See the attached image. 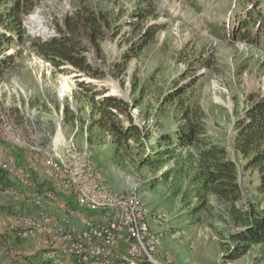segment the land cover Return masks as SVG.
Masks as SVG:
<instances>
[{
    "label": "rangeland",
    "instance_id": "1",
    "mask_svg": "<svg viewBox=\"0 0 264 264\" xmlns=\"http://www.w3.org/2000/svg\"><path fill=\"white\" fill-rule=\"evenodd\" d=\"M87 1L106 15L98 45L84 35V53L100 75H86L68 63L55 66L36 52L30 39L0 52V57L13 55L0 76V155L13 154L23 162L32 145L51 141L60 148L89 149L111 190L126 191L139 181L147 207L165 213L163 226L150 219L152 232L162 238L158 259L170 257L172 264H264V244L253 245L237 259L229 257L237 243L232 234L244 224L246 212L264 205L258 169H246V160L232 144L237 116L252 98L264 95L263 34L258 44L249 40L248 32L241 33L245 16L252 23L259 11L264 17V0ZM81 2L40 0L24 24L30 32L41 23V38L57 35L59 23ZM36 13L34 21L31 15ZM64 82L70 88L63 95ZM107 94L130 103L129 115L120 113V119L139 128L118 144L94 124L93 101ZM191 119L200 121L209 139L227 146L239 163L241 198L235 203L212 193L205 200L199 196L197 149L166 152V143L160 142L164 134L188 129ZM38 176L31 186L12 178L13 189L0 191V219L39 212L34 199L44 183ZM58 203L45 200L44 206L60 217ZM36 253L28 238L13 234L0 245V264H16V259Z\"/></svg>",
    "mask_w": 264,
    "mask_h": 264
},
{
    "label": "built area",
    "instance_id": "2",
    "mask_svg": "<svg viewBox=\"0 0 264 264\" xmlns=\"http://www.w3.org/2000/svg\"><path fill=\"white\" fill-rule=\"evenodd\" d=\"M0 166L25 186L36 174L44 183L34 199L39 212L0 219V230L28 238L50 264H172L156 257L162 238L150 222L163 226L165 213L147 207L139 181L111 190L89 149L51 141L32 145L23 162L0 155ZM45 200L58 201L63 215L46 210Z\"/></svg>",
    "mask_w": 264,
    "mask_h": 264
},
{
    "label": "trees",
    "instance_id": "3",
    "mask_svg": "<svg viewBox=\"0 0 264 264\" xmlns=\"http://www.w3.org/2000/svg\"><path fill=\"white\" fill-rule=\"evenodd\" d=\"M251 1L253 0H248ZM3 3L5 8L0 12V52L10 48L13 42L24 45L26 40L30 39L33 40L32 45L36 52L55 66L60 67L68 63L86 75H100V68H95L84 53L88 48L84 35L90 37L91 44L98 45L105 30L106 15L97 12L87 0H82L80 6L65 17V22L59 23L57 35L46 39L30 33L24 24L25 17L33 12L40 0H0V4ZM260 17L259 11L257 18ZM12 57L13 55L0 57V76L9 62H12ZM128 61L129 59L125 60L124 65ZM93 102L97 112L94 124L109 132L115 144L138 132V126L133 124L132 120L124 125L120 119V113L129 115L128 101L117 95L107 94L99 101ZM232 131L233 151L246 160V169H258L259 189L264 199V95L256 100L252 98L247 103L237 116ZM160 142L166 143V152L197 149V156L194 155L198 165L195 179L198 194L203 200L209 193L230 203H235L241 198L239 163L231 156L227 146L209 139L200 121L191 119L188 129L181 128L172 136L164 134ZM13 187L11 176L0 166V191L11 190ZM13 234L17 233L0 230V245L10 242ZM232 239L237 243L229 255L231 259L247 254L253 245L264 244V205L260 210L252 207L246 212L244 224L234 231ZM37 251L38 253L25 256L23 260L16 259L13 263L50 264L41 258V251Z\"/></svg>",
    "mask_w": 264,
    "mask_h": 264
},
{
    "label": "bare ground",
    "instance_id": "4",
    "mask_svg": "<svg viewBox=\"0 0 264 264\" xmlns=\"http://www.w3.org/2000/svg\"><path fill=\"white\" fill-rule=\"evenodd\" d=\"M32 17H35L36 19L39 18V17H38L37 15H35V14H34ZM68 88H70L69 85H68V83H67V82H64V83H63V88L61 89V92H62L63 95L65 94V91H64V90H66V89L68 90Z\"/></svg>",
    "mask_w": 264,
    "mask_h": 264
},
{
    "label": "water",
    "instance_id": "5",
    "mask_svg": "<svg viewBox=\"0 0 264 264\" xmlns=\"http://www.w3.org/2000/svg\"><path fill=\"white\" fill-rule=\"evenodd\" d=\"M33 20H36L35 17H31ZM34 32H38V31H41V25L37 26L36 28H34L33 30Z\"/></svg>",
    "mask_w": 264,
    "mask_h": 264
},
{
    "label": "crops",
    "instance_id": "6",
    "mask_svg": "<svg viewBox=\"0 0 264 264\" xmlns=\"http://www.w3.org/2000/svg\"><path fill=\"white\" fill-rule=\"evenodd\" d=\"M33 214V213H32Z\"/></svg>",
    "mask_w": 264,
    "mask_h": 264
}]
</instances>
